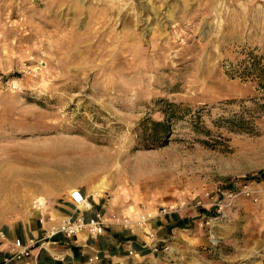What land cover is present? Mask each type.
Instances as JSON below:
<instances>
[{
	"label": "rangeland",
	"instance_id": "1",
	"mask_svg": "<svg viewBox=\"0 0 264 264\" xmlns=\"http://www.w3.org/2000/svg\"><path fill=\"white\" fill-rule=\"evenodd\" d=\"M249 50L264 57V0H0V230L44 242L79 188L106 215L153 214L126 227L163 263L264 264L258 199L226 195L264 190V114L234 116L257 93L226 74ZM166 102L203 130L188 114L140 147Z\"/></svg>",
	"mask_w": 264,
	"mask_h": 264
},
{
	"label": "crops",
	"instance_id": "2",
	"mask_svg": "<svg viewBox=\"0 0 264 264\" xmlns=\"http://www.w3.org/2000/svg\"><path fill=\"white\" fill-rule=\"evenodd\" d=\"M39 188L43 190L40 184ZM63 201L60 208L55 209L58 219L77 210L69 195ZM254 209L255 252L264 249V190L259 193ZM94 210L98 209L92 208L86 214L89 215ZM176 224L172 226L179 227ZM148 232L149 230L144 226H135L106 228L96 238L89 237L86 232L71 237L56 234L47 238L43 235L42 238L46 240L34 245L30 257L11 264H180V262L163 263L155 259L152 246L148 242ZM5 233L9 239L17 237L13 228L8 227ZM22 239L25 241L24 238ZM129 248L134 251L133 254L128 253ZM6 249V241L0 240V259L6 254ZM94 254H98L99 259L89 262L88 258Z\"/></svg>",
	"mask_w": 264,
	"mask_h": 264
},
{
	"label": "built area",
	"instance_id": "3",
	"mask_svg": "<svg viewBox=\"0 0 264 264\" xmlns=\"http://www.w3.org/2000/svg\"><path fill=\"white\" fill-rule=\"evenodd\" d=\"M229 202L239 195L252 198L254 201L258 199L259 189L251 186L249 183H244L241 186L231 190L227 194ZM69 198L77 210H73L64 216H62L56 225H53L49 231L45 234L47 238H50L56 234H61L65 237H71L78 233L86 232L89 237L96 238L100 236L106 228L110 226H129L131 223L136 225L145 224L154 215L141 211L135 218L130 217L127 214H119L110 211L109 214H105L101 209L94 210L91 214H86L92 209V204L89 202L88 197L79 189L74 188L69 192ZM184 202L178 204L182 207ZM176 209V206L162 207L158 214H167ZM152 237V234H149ZM0 240L6 241V254L0 259V264H11L12 262L22 261L32 254V248L36 244L35 241L30 240L25 242L20 237H14L9 239L3 230H0ZM152 250H156V247H152ZM129 254H133L134 251L129 248ZM99 259L98 254H94L88 258L89 262H94Z\"/></svg>",
	"mask_w": 264,
	"mask_h": 264
},
{
	"label": "trees",
	"instance_id": "4",
	"mask_svg": "<svg viewBox=\"0 0 264 264\" xmlns=\"http://www.w3.org/2000/svg\"><path fill=\"white\" fill-rule=\"evenodd\" d=\"M226 74L232 78L250 81L257 93L254 100L255 106L252 111H248V115L239 113L234 116H261L264 114V57L249 50L242 57L237 58L236 62L229 61ZM162 114L163 116L160 119L143 117L140 120L139 125L136 127L138 145L140 147L150 148L167 144L174 123L188 114L190 122L198 129L203 130V126L199 121L200 114L190 112L186 106L180 103L166 102L163 105ZM230 127L247 132L251 131V126L249 125ZM176 225L181 226L180 224Z\"/></svg>",
	"mask_w": 264,
	"mask_h": 264
}]
</instances>
